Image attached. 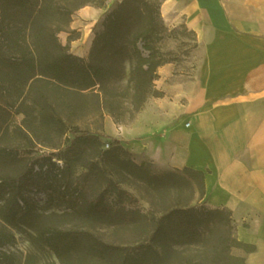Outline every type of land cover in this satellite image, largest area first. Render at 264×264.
<instances>
[{
	"label": "trees",
	"instance_id": "1",
	"mask_svg": "<svg viewBox=\"0 0 264 264\" xmlns=\"http://www.w3.org/2000/svg\"><path fill=\"white\" fill-rule=\"evenodd\" d=\"M106 3L0 0V107L22 105L24 113L29 109L36 112L34 118L40 126L61 136L70 133L72 138L65 137L70 148L64 151L65 157L71 151L82 155L85 147H93L95 158L93 167L77 178L69 165L63 166L52 156L30 160L28 171L0 177V241L7 227L25 228L30 231L32 245L53 251L60 264H72L75 254L112 259L115 264H244L232 249L250 252L254 247L236 239L231 211L192 204L196 191L204 196L205 172L184 167L154 174L151 162L136 163L126 158L118 139L67 126L56 113H50L53 106L47 102L51 90L91 98L94 111L109 114L116 123L126 112L138 113L150 97L162 96L154 86L157 69L176 60L167 58L160 47L171 30L161 16L158 0L117 1L100 17L101 28L94 32L87 59L72 54L58 41L57 33L68 25L75 11L88 5L104 8ZM190 32L195 49L196 36ZM29 94L34 95L33 106L25 104ZM88 105L84 101L81 108ZM5 154L0 148V161ZM192 177L198 181L193 182ZM121 185L143 187L150 197L146 199L148 211H114L105 192L119 201L123 195L133 201L132 194ZM90 186L99 191L88 198L85 188ZM30 189L44 193L49 202H66L68 214L82 223L142 226L146 236L135 240L129 252H123L124 247L105 243L88 230L58 228L45 221L38 202L27 196ZM7 236L13 239L12 233Z\"/></svg>",
	"mask_w": 264,
	"mask_h": 264
},
{
	"label": "crops",
	"instance_id": "2",
	"mask_svg": "<svg viewBox=\"0 0 264 264\" xmlns=\"http://www.w3.org/2000/svg\"><path fill=\"white\" fill-rule=\"evenodd\" d=\"M158 1L168 27L184 23L195 33L203 61L189 79L176 62L159 66L162 96L128 123L105 114L101 132L136 162L205 172L203 202L229 209L236 239L254 247L232 253L264 264V0Z\"/></svg>",
	"mask_w": 264,
	"mask_h": 264
},
{
	"label": "rangeland",
	"instance_id": "3",
	"mask_svg": "<svg viewBox=\"0 0 264 264\" xmlns=\"http://www.w3.org/2000/svg\"><path fill=\"white\" fill-rule=\"evenodd\" d=\"M114 5L115 2L109 5L106 4L104 8H95L88 5V9L92 12L91 17L82 13L81 8L78 9L71 16L68 25L57 33L58 41L61 45H67L69 52L72 54L87 59L94 32L101 28L100 17L113 8ZM94 9L97 10L95 11ZM99 10L101 12L99 17H97L96 12ZM169 29L171 32L167 34L160 47L167 53V58L176 60L175 62L179 65L178 72L182 73L186 79H189L194 76L196 65L197 63H202L203 58L195 53L193 48L194 37L188 29L184 28L183 23H179L174 27L170 26ZM121 84L124 86L125 82L121 81ZM49 95L50 100L47 104L53 106V111H50V113H56L58 117L66 122L67 126L71 124L78 126L80 130L102 134L104 115L106 113L101 114L94 111L91 105V98L84 99L78 95H68L62 90H51ZM33 96L29 94L25 98L26 105L33 106V102H31ZM84 101H87L90 105L82 109L81 105ZM70 103H72V107H70ZM124 106L127 107L128 105L124 104ZM23 109L24 107L22 105L18 106V104L12 109L0 107V148L6 150L5 156L3 155V159L0 161V177H12L28 171L29 161L41 156H52L53 160H61L60 162L63 166L69 165L74 178L88 172L90 166L93 167L92 162L95 159L93 147H85V152L82 155L73 154L71 151L65 157L63 153L66 148H69L65 142V137L72 138V135L66 133L61 136L56 130L40 126L34 118L36 112L29 109L27 113H24ZM135 115L136 113L126 112L122 115L119 123H128ZM102 140L106 141L105 138H102ZM125 157L136 162L128 151H126ZM78 158L81 159L79 160ZM141 162L149 161L141 160L136 163ZM168 170L174 169L162 168L153 163L150 166V171L154 174H161ZM192 180L193 182L198 181L195 177H192ZM121 188L132 194L133 201L129 202L126 195H123V199L119 201V198L109 194V191L105 192V198L108 197L107 200L111 203L110 207L114 211L120 209L126 214L133 210H139L141 213L148 211L150 206L146 199L150 197L143 187L134 189L121 185ZM97 191L99 190L94 186L86 187L85 196L90 198ZM27 196L38 202V209L42 210L47 223L65 230L73 229L78 232L88 230L105 243L124 247L125 250L123 252H129L131 246L135 244V240L140 239L142 241L146 236L145 228L142 226H138L135 229L132 226L117 228L107 227L96 222L82 223L74 216L68 214L69 211L65 209L67 206L66 202L56 199L49 202L44 193L35 189H30ZM203 198L204 196L200 197L196 191L192 204L206 205L203 202ZM29 232L25 228L21 231L10 227L4 229L5 236L0 241V264H60L53 251L47 248H36L32 245L29 239ZM9 233L13 234V239L8 238L7 234ZM71 259L72 264H115L116 262L112 259H102L82 254H75Z\"/></svg>",
	"mask_w": 264,
	"mask_h": 264
},
{
	"label": "built area",
	"instance_id": "4",
	"mask_svg": "<svg viewBox=\"0 0 264 264\" xmlns=\"http://www.w3.org/2000/svg\"><path fill=\"white\" fill-rule=\"evenodd\" d=\"M188 125V123H186ZM105 147H108V145L106 144Z\"/></svg>",
	"mask_w": 264,
	"mask_h": 264
}]
</instances>
